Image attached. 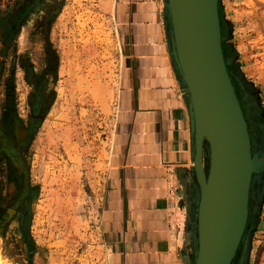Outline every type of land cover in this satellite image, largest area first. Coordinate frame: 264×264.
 Wrapping results in <instances>:
<instances>
[{
    "label": "rangeland",
    "instance_id": "rangeland-1",
    "mask_svg": "<svg viewBox=\"0 0 264 264\" xmlns=\"http://www.w3.org/2000/svg\"><path fill=\"white\" fill-rule=\"evenodd\" d=\"M21 1L0 0V18ZM54 4L58 13L48 31L35 21L24 23L10 48L4 49L0 30V106L4 86L12 84L14 109L25 120L28 86L20 63L47 71L45 111L26 152L35 188L29 234L42 264H107L99 201L117 95L119 38L111 0ZM218 14L222 50L237 79L251 150L264 160V0H218ZM207 151L205 146V158ZM248 208L231 264H264V171L252 175ZM0 264L21 263L0 244Z\"/></svg>",
    "mask_w": 264,
    "mask_h": 264
},
{
    "label": "crops",
    "instance_id": "crops-1",
    "mask_svg": "<svg viewBox=\"0 0 264 264\" xmlns=\"http://www.w3.org/2000/svg\"><path fill=\"white\" fill-rule=\"evenodd\" d=\"M120 69L99 201L107 264H194L190 102L165 0H111Z\"/></svg>",
    "mask_w": 264,
    "mask_h": 264
},
{
    "label": "water",
    "instance_id": "water-1",
    "mask_svg": "<svg viewBox=\"0 0 264 264\" xmlns=\"http://www.w3.org/2000/svg\"><path fill=\"white\" fill-rule=\"evenodd\" d=\"M165 7L191 109L198 185L194 264H231L246 227L252 175L264 171V160L252 153L247 121L225 65L218 0H166ZM57 13H50L49 20ZM40 98L33 106L36 116ZM34 130L18 128V142Z\"/></svg>",
    "mask_w": 264,
    "mask_h": 264
},
{
    "label": "flooded vegetation",
    "instance_id": "flooded-vegetation-1",
    "mask_svg": "<svg viewBox=\"0 0 264 264\" xmlns=\"http://www.w3.org/2000/svg\"><path fill=\"white\" fill-rule=\"evenodd\" d=\"M56 9L54 0H22L14 3L11 9L0 18L4 49L10 48L9 45L13 43L19 28L24 23L35 21L41 28L45 25L47 29L50 22L49 15ZM25 10L27 13L22 16L19 25L16 26L17 17ZM49 60V69L53 70L54 66L51 64L55 61L51 57ZM20 67L24 74L23 80L28 86L29 111L27 118L23 120L14 109L16 118L8 119L5 136L0 137V244L5 245L11 259L21 264H42V255L33 244L28 230L30 208L35 192L29 174V160L26 157L27 144L31 135H26L21 142H18L17 130L20 127L33 128L40 121L37 116L43 117L48 97L44 79L47 71L39 72L23 60ZM14 90L15 86L12 84L4 86V100L5 98L14 100ZM39 95L41 98L36 116L33 106Z\"/></svg>",
    "mask_w": 264,
    "mask_h": 264
},
{
    "label": "trees",
    "instance_id": "trees-1",
    "mask_svg": "<svg viewBox=\"0 0 264 264\" xmlns=\"http://www.w3.org/2000/svg\"><path fill=\"white\" fill-rule=\"evenodd\" d=\"M27 13V10L23 11L16 19V22L15 24H17L21 18H23L22 16H24L25 14ZM223 55H224V61H225V65H226V68H227V71H228V75L231 79V82L234 86V89H235V93H236V96L237 98L239 99V95H238V92L235 88V81L237 80L236 78H233L232 77V72L230 70V64L228 63V57L226 56V53L223 52ZM2 74V68L0 67V75ZM7 97H8V94L6 93ZM240 102V101H239ZM14 100L11 99H6L3 100L2 102V106H0V137H4L5 136V131L8 127V119L10 117H14L16 118V115L14 113Z\"/></svg>",
    "mask_w": 264,
    "mask_h": 264
}]
</instances>
